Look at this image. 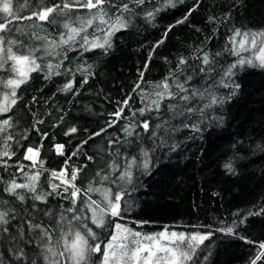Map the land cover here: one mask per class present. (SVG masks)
Returning a JSON list of instances; mask_svg holds the SVG:
<instances>
[{
  "label": "trees",
  "instance_id": "16d2710c",
  "mask_svg": "<svg viewBox=\"0 0 264 264\" xmlns=\"http://www.w3.org/2000/svg\"><path fill=\"white\" fill-rule=\"evenodd\" d=\"M32 3L35 5L39 0H32ZM153 8L160 10L154 18L147 19L142 9L151 11ZM28 14L27 11L23 13ZM210 16L215 20L209 21ZM127 18L128 27L111 37L112 47L107 52L94 49L81 53L75 48L67 52L60 75L46 80V69L34 72L28 83L21 86L17 93L20 99L12 111L0 115V120L9 115L13 118L14 127L9 131L16 137L11 142L16 156L8 161L6 171L0 165V178L23 182L17 171V161L30 165V161L23 159L26 147L42 143L39 159L48 170L40 177L42 190L50 191V170L59 171L73 152L77 154L69 161L71 167L86 165L77 185L86 188L92 182L95 187L99 179L96 173L111 174L110 165L114 160L122 170L130 157L140 156L141 147L154 148L149 168L133 169V182L125 196L129 210L123 214L129 226L144 233L158 232L165 226L170 230L191 232L203 231V226L228 227L235 221L237 227L233 235L217 231L209 248L198 250V264H250L258 243L264 241V213L256 214L264 208V69L234 70L232 81L240 86L236 94L227 99L232 89L217 85L214 91L218 98L225 97V102L206 109L203 117L198 111L183 116L169 111V104H178L177 111L182 110L184 102L178 98H165L159 112L146 110L143 116L137 112L135 117L132 112L151 104L157 91L154 86L170 73H174L180 83L192 76V80L185 83L188 89L203 90L213 81H219L223 71L236 60L228 50L230 29L244 27L255 31L264 28V0H172L171 4H166V0H149ZM181 20L184 22L177 23ZM20 25L28 33L44 34L38 22L36 28L31 21H21ZM43 27L53 35L63 30L57 25ZM204 52L209 53L213 61L207 66L211 72L207 67L205 72L199 71L205 67L201 62ZM181 57L187 59V64L178 70ZM56 62L53 58V63ZM42 63L46 64L47 60ZM79 67L86 71H78ZM85 77L87 83H83ZM69 81L73 82L72 89L63 91ZM137 83L141 84L142 91L133 92ZM169 83L173 84V92L179 91L171 79ZM129 95L132 98L122 117L109 127L114 119L112 113ZM203 103L195 102L193 107H202ZM37 120L43 123H36ZM144 120L150 123L149 132L135 127L133 136H128L123 131L129 124ZM157 124L163 127L156 129ZM185 124H195L199 130L184 127ZM73 127L77 131L65 135ZM153 131L156 136L150 138ZM25 135L26 140L23 139ZM56 144L64 145L65 155H57ZM89 156L93 159L88 160ZM226 164H231L232 171L225 167ZM25 171L32 169L26 167ZM105 186L116 188L115 185ZM4 187L0 182V200L9 201L17 210V219L10 221L12 232L29 214L48 222L47 217L32 210L33 203L40 209L51 208L54 212L60 210L61 205L70 206L69 201L60 196L49 197L47 205L32 201L30 196L21 203L4 192ZM90 195L100 199L98 193ZM137 221L148 223L138 224ZM94 230L104 238L105 230ZM249 240L257 243H248ZM0 251L4 248L0 247ZM257 264H264V260Z\"/></svg>",
  "mask_w": 264,
  "mask_h": 264
},
{
  "label": "snow or ice",
  "instance_id": "6c2138e0",
  "mask_svg": "<svg viewBox=\"0 0 264 264\" xmlns=\"http://www.w3.org/2000/svg\"><path fill=\"white\" fill-rule=\"evenodd\" d=\"M148 2L149 0H127V2L125 0H50V2L39 0V3L34 5L32 0H0V73H3L0 75V115L12 111L20 99L18 90L28 83L32 73L46 69L44 77L46 80L51 79L53 75H60L59 69L68 58V51L79 48L81 53L94 49H103L107 52L112 47L111 37L128 27L127 16L135 14V9L142 8ZM171 3L172 0H166V4ZM81 9L84 10L83 13ZM142 10L147 19H152L160 9ZM25 11L29 14L23 15ZM208 19L214 21L215 17L210 16ZM184 20H187V16ZM184 20L177 23H183ZM21 21H31L33 28L37 27L38 22L40 32L44 34L41 35L37 31L26 32L25 27L20 25ZM45 24L57 25L63 30L53 35L43 27ZM230 31L231 35L227 37V41L231 47L228 50L230 54L236 56V60L223 71L219 81H213L203 90L188 89L185 83L191 81L192 76H187L185 82L180 83L175 74L170 73L169 77H165L154 86L157 91L151 104L134 110L132 116L135 117L137 112L143 116L146 110L159 112L161 102L165 98H178V101L184 102L182 110L177 111L178 104H169L167 106L169 111L181 116L198 111L203 117L206 109H212L214 105L225 102V97L218 98L214 91L217 85L231 88L232 91L227 97L231 99L240 87L232 81L234 70L244 67L264 69V28L254 31L241 27ZM53 58L57 59L55 64ZM45 59L47 63L43 64ZM201 62L205 67H201L200 72H205L206 67L213 63L207 52L203 53ZM186 64L187 59L181 57L177 69L182 70L181 66ZM90 67L91 65L88 66ZM77 70L86 71L82 67ZM207 71L211 72L212 69L207 67ZM143 76L144 73L141 72V80ZM170 79L178 92L172 91L173 84L169 83ZM226 80L228 82H225ZM83 83H87V77ZM72 86L73 82L69 81L64 85L63 91L71 90ZM136 89H141V84L137 83L133 92ZM180 93L184 94L180 95ZM131 98L129 95L121 102L122 106L112 113L114 119L109 123V127L122 117ZM141 99L144 97L142 96ZM205 100L207 102L203 103ZM195 102H201L203 106L193 107ZM33 115L35 116V113ZM36 123L43 121L37 120ZM13 127L14 121L10 115L0 120V165H3L5 171L9 166L8 161L16 156L11 144L16 137L9 131ZM33 127L35 128V124ZM135 127H142L147 133L150 130V123L144 120L138 124H129L123 131L128 136H133ZM155 127L160 129L163 125L157 124ZM184 127L199 130L195 124H185ZM76 131V128H70L65 135ZM99 134L94 133V135ZM42 135L46 137L47 133ZM155 136L156 132H151L150 138ZM23 139L26 140L27 135ZM42 147V143L38 146L26 147L23 159L30 161L31 164L26 166L17 161V171L21 173L23 182H18L15 178L7 181L0 178V182L5 184L3 191L21 203L30 196L32 201L47 205L49 197L60 196L69 201L70 206L64 208L61 205L60 210L54 212L51 208L40 209L33 203L32 210L47 217L48 222L39 221L29 214L20 220L19 226L15 232H12L10 221L17 219V210L10 206L9 201L0 200V247L4 248V251H0V264H198V250L209 248L215 232L226 235H233L235 232L237 227L235 221L232 226L218 229L203 226L205 230L191 232L170 230L165 226L158 232L144 233L129 226L123 214L129 210V202L125 196L128 186L133 182V169L142 167L147 170L151 164L150 153L155 151L154 148L141 147L140 156L130 157L122 170L121 165L114 160L110 165L111 174L102 175L101 172H97L96 178H99L97 186L94 187L93 183L89 182L86 188L77 185L78 177L86 165L71 167L69 161L77 154L73 152L64 160V167L59 171L50 170L48 178L50 191H44L40 185V177L48 170L43 167L44 161L39 159ZM63 149L64 145H55L57 155H65ZM116 155L119 156L120 153L117 152ZM87 159L92 160L93 157L89 156ZM26 167L32 171H25ZM225 167L232 171L231 164H226ZM106 184L115 185V190L111 186H105ZM91 193H98L100 199H93ZM261 213H264V208L256 214ZM94 228L105 230L103 239ZM240 239L245 238L240 237ZM247 242L257 243L250 240ZM262 260H264V241L258 243L257 253L250 260V264H257V261Z\"/></svg>",
  "mask_w": 264,
  "mask_h": 264
},
{
  "label": "rangeland",
  "instance_id": "374dc122",
  "mask_svg": "<svg viewBox=\"0 0 264 264\" xmlns=\"http://www.w3.org/2000/svg\"><path fill=\"white\" fill-rule=\"evenodd\" d=\"M56 151V150H55Z\"/></svg>",
  "mask_w": 264,
  "mask_h": 264
}]
</instances>
